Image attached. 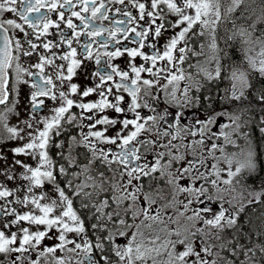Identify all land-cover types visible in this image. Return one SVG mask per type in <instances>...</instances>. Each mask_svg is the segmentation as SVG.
Here are the masks:
<instances>
[{"label":"snow or ice","instance_id":"6c2138e0","mask_svg":"<svg viewBox=\"0 0 264 264\" xmlns=\"http://www.w3.org/2000/svg\"><path fill=\"white\" fill-rule=\"evenodd\" d=\"M243 3L232 0L227 13ZM261 12L251 31L241 26L229 37L259 47L254 56L249 55L253 48L241 49L247 69L243 62L225 68L215 56L214 73L200 69L196 74L203 71L214 81L227 72L223 78L232 82L231 94L222 101L247 100L249 69L264 77V29H257L264 20ZM210 15L215 17L211 22ZM221 18L220 0H0V130L7 133L0 135V144L26 141L11 149V164L0 149L5 161L0 168V264H264V231L258 243L251 234L242 242L238 217L243 205L225 200L221 192L227 189L219 187L231 185L242 171L256 170L243 131L248 121L241 123L227 109L202 111L197 93L204 85L184 68L189 53L200 55L189 46V33L197 35L193 29L199 25L203 35L211 23L216 49L215 25ZM125 55V68L113 63ZM88 61L97 67L85 78L95 83L81 90L72 81ZM20 85L28 88L24 119L17 110ZM92 95L98 99H87ZM257 101L264 105V92ZM45 109L49 115H40ZM10 116L17 118L16 125H9ZM225 117L230 123H220ZM53 134L67 135V143L53 141ZM240 137L244 147L236 143ZM226 145L239 151L226 153ZM52 147L59 160L49 154ZM79 148L84 152L74 155ZM20 155L35 166L15 158ZM221 160L229 166L228 179L221 180ZM16 167L23 169L19 177ZM17 178L27 184L6 186ZM159 180L164 187H154ZM22 189L24 194L17 195ZM250 195L255 201L248 203L258 202L264 188ZM228 229L235 233L231 239ZM46 239L57 242L48 246ZM58 251L67 256H57Z\"/></svg>","mask_w":264,"mask_h":264},{"label":"flooded vegetation","instance_id":"af4514ba","mask_svg":"<svg viewBox=\"0 0 264 264\" xmlns=\"http://www.w3.org/2000/svg\"><path fill=\"white\" fill-rule=\"evenodd\" d=\"M221 3V20L218 22V24L215 25V43L217 45L216 49H213L211 47L212 43H213V32H212V25L210 23V26L208 29L204 30V34L203 35H199L198 33L201 31L199 25H197L193 31L197 33V35H192L191 33H189V36L191 37V39L189 40V46L197 53H200V55L198 56H193L191 53H189V58L186 61V63L184 64V68L186 70V72H190L193 74L194 78L196 80H198L201 84L204 85V87L201 88L200 92L197 93L198 95H200L201 97V104H202V111H205L206 114L211 113L212 111L215 112H219L222 111L224 109H227L229 112H232L236 115H239L241 117V123H243L244 121H248L247 125L243 128V131L246 132L248 134V140L247 143L251 144L252 149L254 150L255 154H256V149L257 147V140H256V133H262L264 134V132L261 131V127H264V125H262L260 123V119L261 117H264V112L262 111H255V102H254V83H255V79L253 78V76L250 77L249 75V80L251 83V87L249 89L246 90V96L248 97L247 100H241V101H222L221 97L225 96V95H230L231 94V81L228 79H224L223 77L227 76V72H222V78L220 80H214V81H208L204 74L203 71H200L199 75H196L197 72L200 69H203L204 71L207 72H212L214 73L215 67H216V61L213 59V57L218 56L221 59V64L223 67L227 68L229 66H231L233 64V62H236L237 65H240L243 62V67L246 69L247 65L245 63L244 60V55L243 52L241 51L242 48L245 47V45L241 44V41L239 38L236 39H229V37H231L233 35V33L241 26H244L245 28H249V30L251 31L250 25L253 24L254 22H256V10L257 7H260L261 9L264 8V5H262L261 2H258V0H244V3L240 5L239 8H237L234 12L232 13H227V9L229 6H231L232 0H220ZM78 10V9H76ZM42 12L45 11L44 9L41 10ZM67 15H70V13H66ZM11 15V14H9ZM241 17V18H240ZM53 19H55L56 17L53 15L52 16ZM170 19H175V17H169ZM74 22L79 23V21H75ZM215 17L214 16H209V20L210 22L212 20H214ZM244 19V20H243ZM105 26H111L109 25V23L106 21L105 22ZM183 27V25L181 26ZM179 28L172 30L169 29V31H167L164 34V37L161 38L160 43L163 44L166 42L167 38L169 36H171L173 34V31L175 32H179ZM50 39L52 37H49ZM85 39V37H81V40L83 41ZM74 47H77L78 53H79V46L74 44ZM134 45L129 44V47H132ZM203 46V47H201ZM235 46V47H234ZM95 47V45H94ZM67 49L65 48L64 51H66ZM108 50H112L111 46L109 47ZM56 51H60V50H56ZM101 51H103L101 49ZM145 51H149L148 49H145ZM240 51V52H239ZM231 60H230V58ZM81 57L78 55L77 59H80ZM128 61V57L125 55L122 58H118L116 60L113 61V63L120 65L121 68H125L126 64ZM58 63H66L64 61H58ZM137 64L141 63V61L139 60V58H137L136 61ZM191 64L194 67L189 68L188 65ZM96 65L94 61H88L86 62V67H82L81 69L77 70V75L73 77V83H76L80 86V89L82 90L85 87H89V86H94V81L90 80V79H86V75H89L91 72L95 71L96 69ZM254 74V73H253ZM144 78H149L147 73L142 74ZM161 83H166V81H162ZM187 83V81H183L181 82L180 87L183 88L184 85ZM20 101L21 104L18 107V111H20L21 113V119L26 118L24 111H23V105H24V100H25V96L28 93V88L26 85H20ZM159 87V86H157ZM171 88V86H169ZM225 89L228 90V92H225ZM127 98V94H124ZM162 95V93H161ZM205 97H207V99H205ZM73 99H76L77 97H72ZM11 99V97H10ZM87 99L89 100H96L98 99L97 96L92 95L90 97H88ZM49 107H52L53 104L52 102H48ZM165 105H161V107H164ZM3 106H0V108H2ZM73 112H78L79 110L76 108L72 109ZM142 112L147 113L146 109H142ZM170 112H175L176 109L174 108H170L169 109ZM111 114V113H110ZM40 115H49L47 109L44 110L43 113H41ZM172 118L169 117V120H171ZM9 125H16L18 123L17 118L15 116H10L9 120H8ZM220 123H230L227 118H222L220 120ZM21 127H23V125H20ZM42 127V126H41ZM213 131H219L218 126H214L213 127ZM72 134H75V130H72ZM0 135H4L6 136L7 133L3 132L2 130H0ZM235 138V137H234ZM53 141L56 140H64L65 143H67L68 137L67 135H62L61 137H55L53 134L52 137ZM26 142L23 141L21 143L19 142H15V141H7L6 143L0 144V149L3 150L4 154L7 157V163L11 164V162L13 161V154L11 152V149L17 146H22V144ZM187 142V141H185ZM223 139L221 138L220 141H218V143H222ZM173 143H180L179 140L174 141ZM237 145L244 147L246 145V141L244 137H240L239 139H237L236 141ZM65 154H67V148L64 149ZM239 151V149L237 147H234L232 145H226L225 146V152L226 153H237ZM84 149L79 148L76 149V151L73 153L74 155L77 153H83ZM57 150L55 147L50 148L49 150V154L56 160H59V156L56 154ZM216 155L219 157L221 156V153L217 152ZM16 159H20L23 160L25 163L31 164L33 166H35V161H33L30 157H26L23 155L17 156L15 157ZM81 160H83V157H80ZM222 161L219 164V167L222 168ZM61 163H63V161H60ZM212 163H215V161H211ZM5 166V161H0V168ZM257 169V167H256ZM23 169L16 167L15 168V172L17 177H19L20 172H22ZM241 173H246L248 174V177L246 178L247 180H245L244 177H242V183L246 186V188H251L253 185L255 186L256 184H254L256 182V180L258 179V176H253V174L256 173V170L254 172H247V171H242ZM214 178V177H212ZM234 180L232 181L231 185H224L222 182L219 184V187L221 189H227V191H222L221 195L224 196L225 200H233V204L238 208L240 207L241 204V196L244 198H248L254 195H250V193H255V191H251V190H244V191H240L237 189V185L236 184H240L237 183V181H239V175L233 178ZM221 180H224L223 174L221 172ZM263 183V179L260 178L257 182V184L261 185ZM27 181H22L19 178H17L15 181H9L7 182L6 186L10 189H13L17 186H21V185H26ZM241 185V184H240ZM243 186V185H241ZM154 187H164V181L163 180H159L157 182H154ZM244 187V186H243ZM245 188V187H244ZM232 189H235L234 191ZM44 190H48V186H45ZM149 187H148V181H145V191H149ZM39 191V190H37ZM17 195H22L24 194V190L22 189L21 192L16 193ZM234 196V197H233ZM235 198L232 199V198ZM229 198V199H228ZM239 198V199H238ZM8 199H15V197H9ZM237 200V201H236ZM0 203H3V201H0ZM238 203V204H237ZM14 207H17L18 209L20 208L19 205H12ZM228 205L225 204V207H227ZM213 208H216V205H213ZM250 208L249 207H244L243 206V211L240 213L239 217H238V225L241 227V230H244V223H241L240 220L243 219L244 214L249 212ZM247 224V221L245 222ZM24 226H27V224H25ZM202 226V225H201ZM246 227V225H245ZM233 230L232 229H228L226 230L225 234H230ZM227 234L228 239L229 236ZM231 237V236H230ZM242 242L244 241L243 238H241ZM57 241L55 240H48L46 239L44 241V244L51 246L53 244H55ZM122 242V241H121ZM254 242V241H252ZM70 247V246H69ZM61 252H57L56 255L60 254ZM65 256H67L66 253H62ZM35 254H33L34 256ZM42 264H44V261H42Z\"/></svg>","mask_w":264,"mask_h":264},{"label":"trees","instance_id":"16d2710c","mask_svg":"<svg viewBox=\"0 0 264 264\" xmlns=\"http://www.w3.org/2000/svg\"><path fill=\"white\" fill-rule=\"evenodd\" d=\"M264 5V0H258ZM264 9V8H262ZM258 15H262V12L259 11ZM259 29H264V20L257 24ZM230 58V56H229ZM231 60V58H230ZM254 102H255V111H262L264 105H259L257 101V97L264 92V77H261L259 74H256L254 77ZM264 112V111H262ZM262 133H256L257 137V149H256V161H257V170L256 173L252 175L258 176V179L254 184L257 185V182L260 178L263 179L262 188H264V140L261 139L260 135ZM264 137V134L262 135ZM245 180H247L245 178ZM247 207L250 208L249 212L244 214L243 219L240 220L241 223H244V230H242L243 236L241 238L245 239L249 234L252 235L253 243L259 242L258 233L264 231V196L260 198L258 202H255ZM247 221V224L245 223ZM246 225V227H245ZM228 234V233H227ZM226 234V236H227ZM234 230L228 234L229 238L231 239L234 235ZM231 236V237H230ZM228 238V237H227Z\"/></svg>","mask_w":264,"mask_h":264},{"label":"rangeland","instance_id":"374dc122","mask_svg":"<svg viewBox=\"0 0 264 264\" xmlns=\"http://www.w3.org/2000/svg\"><path fill=\"white\" fill-rule=\"evenodd\" d=\"M259 11H261V8L260 7H257V10H256V20H257V17H260L261 15H258V12ZM257 29L259 30V27L257 26ZM258 32V31H257ZM257 34V33H256ZM257 35H259V34H257ZM245 47H251V48H253V51H251V52H249V55H256V53L259 51V47L258 46H255V45H248V46H245ZM244 55V54H243ZM246 63V65H247V62H245ZM248 68V65H247V67H246V69ZM249 72H250V77L251 76H254V75H256V72L254 73V72H252L250 69H249ZM254 73V74H253ZM252 78V77H251ZM262 135L263 134H261L260 135V137H261V139L262 140H264V137H262ZM256 140H257V137H256ZM15 142H19V143H21V142H23V141H15ZM254 151V150H253ZM255 153V152H254ZM236 166H237V164H236V162H235V160H234V162H233V165H232V170L233 171H235V168H236ZM228 164L226 163V162H224V161H222V169H224V171H222V174H223V177H224V179H228V175H227V169H228ZM246 171V170H245ZM244 173H243V175H242V177H244ZM260 188V187H259ZM71 235L72 234H70V236H69V238H71ZM57 256H65L64 254H62V253H60V254H58Z\"/></svg>","mask_w":264,"mask_h":264},{"label":"bare ground","instance_id":"6f19581e","mask_svg":"<svg viewBox=\"0 0 264 264\" xmlns=\"http://www.w3.org/2000/svg\"><path fill=\"white\" fill-rule=\"evenodd\" d=\"M241 18V17H240ZM244 20V19H243ZM244 27V26H243ZM235 47V46H234ZM240 52V51H239ZM234 197V196H233ZM232 198V197H231ZM229 199V198H228ZM233 199V198H232ZM239 199V198H238ZM235 200V199H234ZM237 201V200H236ZM242 203V202H241ZM238 204V203H237Z\"/></svg>","mask_w":264,"mask_h":264}]
</instances>
